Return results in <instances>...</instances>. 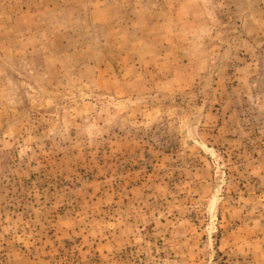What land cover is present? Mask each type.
Instances as JSON below:
<instances>
[{
	"label": "rangeland",
	"instance_id": "rangeland-1",
	"mask_svg": "<svg viewBox=\"0 0 264 264\" xmlns=\"http://www.w3.org/2000/svg\"><path fill=\"white\" fill-rule=\"evenodd\" d=\"M0 264H264V0H0Z\"/></svg>",
	"mask_w": 264,
	"mask_h": 264
}]
</instances>
